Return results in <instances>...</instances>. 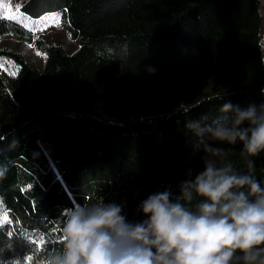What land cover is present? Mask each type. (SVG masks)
Segmentation results:
<instances>
[{
  "label": "trees",
  "instance_id": "16d2710c",
  "mask_svg": "<svg viewBox=\"0 0 264 264\" xmlns=\"http://www.w3.org/2000/svg\"><path fill=\"white\" fill-rule=\"evenodd\" d=\"M262 1L26 0L23 18L60 15L71 55L0 17V41L44 60L0 47V264H43L76 205L116 203L139 223L149 195L180 196L203 169L186 126L264 103ZM215 146L264 185V153L249 166L240 144Z\"/></svg>",
  "mask_w": 264,
  "mask_h": 264
},
{
  "label": "clouds",
  "instance_id": "9594fccd",
  "mask_svg": "<svg viewBox=\"0 0 264 264\" xmlns=\"http://www.w3.org/2000/svg\"><path fill=\"white\" fill-rule=\"evenodd\" d=\"M186 127L203 152V169L186 174L179 197L149 195L139 223L116 203L67 209L62 247L43 264H264V185L233 167L231 149L215 146L240 144L254 165L251 158L264 153V103H226L211 123Z\"/></svg>",
  "mask_w": 264,
  "mask_h": 264
},
{
  "label": "rangeland",
  "instance_id": "374dc122",
  "mask_svg": "<svg viewBox=\"0 0 264 264\" xmlns=\"http://www.w3.org/2000/svg\"><path fill=\"white\" fill-rule=\"evenodd\" d=\"M25 1L26 0H0V17H7L20 22L27 29L33 30L34 35L36 37H41V40H43L46 44L62 46L67 54H73L78 47L63 30L62 19L60 15L55 14L53 16H47L34 21L23 18L19 9ZM262 2H264V0ZM57 18L59 19L58 25L56 23ZM262 41L264 55V31L262 35ZM0 47H7L14 51H18L24 57H26L36 68L41 69L43 67V56L33 44L29 46L23 41L9 40L0 42ZM3 65H6L8 69L11 68V64L9 62L2 61L1 67H3ZM64 108H67V106H65Z\"/></svg>",
  "mask_w": 264,
  "mask_h": 264
},
{
  "label": "snow or ice",
  "instance_id": "6c2138e0",
  "mask_svg": "<svg viewBox=\"0 0 264 264\" xmlns=\"http://www.w3.org/2000/svg\"><path fill=\"white\" fill-rule=\"evenodd\" d=\"M56 23H57V25L59 24V19L58 18L56 19ZM41 243H43V242L41 241ZM23 264H32V257L29 256L28 260L26 262H23Z\"/></svg>",
  "mask_w": 264,
  "mask_h": 264
},
{
  "label": "crops",
  "instance_id": "0c3cea01",
  "mask_svg": "<svg viewBox=\"0 0 264 264\" xmlns=\"http://www.w3.org/2000/svg\"><path fill=\"white\" fill-rule=\"evenodd\" d=\"M53 15H55V14L44 15L42 18L47 17V16H53ZM4 18H7V17H4ZM9 40H13V39H4V40H1L0 42H5V41H9ZM27 44H28V43H27ZM31 44H33V43H31ZM31 44H28V45L30 46ZM33 45H34V44H33ZM39 68H40V67H39Z\"/></svg>",
  "mask_w": 264,
  "mask_h": 264
}]
</instances>
